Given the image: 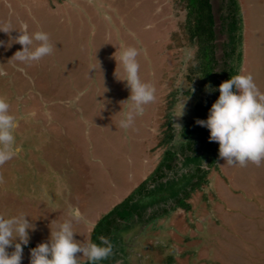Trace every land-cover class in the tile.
Wrapping results in <instances>:
<instances>
[{"label":"rangeland","instance_id":"374dc122","mask_svg":"<svg viewBox=\"0 0 264 264\" xmlns=\"http://www.w3.org/2000/svg\"><path fill=\"white\" fill-rule=\"evenodd\" d=\"M237 2L238 38L219 40L220 64L211 65L221 80L210 82L203 71L212 58L203 60L192 36L187 0H0V28L23 21L53 45L51 55L21 65L11 60L21 49L17 31H0V98L19 121L17 152L0 164V217L23 213L34 225L21 264L69 219V205L87 221L73 224L80 242L116 215L105 264H264V162H210L203 144L214 151L218 143L185 136L198 104L225 81L219 70L251 74L264 93V0ZM227 15L216 21L220 33ZM127 47L137 49L139 76L156 98L123 129L130 93L116 75L124 76ZM123 206L134 213L128 220L118 217L128 214Z\"/></svg>","mask_w":264,"mask_h":264},{"label":"clouds","instance_id":"9594fccd","mask_svg":"<svg viewBox=\"0 0 264 264\" xmlns=\"http://www.w3.org/2000/svg\"><path fill=\"white\" fill-rule=\"evenodd\" d=\"M11 30L18 33L13 43L21 45L11 60L30 65L52 54L53 45L47 32H30L29 25L23 21L18 28H0L6 33ZM0 46H4V41H0ZM137 56L138 51L134 47L122 49L119 56L124 76L116 77L126 82L130 93L124 101L130 102V109L119 121L123 129L129 128L134 117L142 114L144 106L153 103L156 98L154 87L142 82L139 76ZM3 75L6 73L0 71V76ZM210 90L218 91L219 96L209 108L207 118H197L195 123L209 130V142L218 143V157L225 164L245 166L253 163L259 166L264 162V93L259 91L251 74L231 76L218 88ZM9 108L7 100L0 98V164L10 160L17 152L14 131L19 121L10 114ZM28 115L35 116V112ZM67 215L69 219L59 223L55 231L51 230L46 242L30 249L29 264H78L77 253L86 257L88 264H97L109 257L112 245L106 237H99V244L80 242L74 238V222L87 223L80 209L69 205ZM28 218L23 213L0 217V264H21L24 246L29 244V232L34 228ZM11 246L14 250L9 253Z\"/></svg>","mask_w":264,"mask_h":264},{"label":"trees","instance_id":"16d2710c","mask_svg":"<svg viewBox=\"0 0 264 264\" xmlns=\"http://www.w3.org/2000/svg\"><path fill=\"white\" fill-rule=\"evenodd\" d=\"M187 2L191 9V13L194 15V18L196 19L195 25H194L195 30L193 31L194 33H192V36L194 39H198L199 48L202 52H204L203 60L209 61V58H212L211 62L210 61L206 62V65L208 67L210 66L211 67L203 71L204 73L203 76L204 77L206 76L210 80V82H213V80L220 81L221 79L220 80L216 79L217 77L216 72L214 73V68L216 69L217 65L220 64L219 61H217L216 46H218L219 40L222 37L227 38L230 34L232 38L230 45L231 43H234L235 39L238 38V34L235 33L238 30V22L236 20V17H238V15L239 16L241 15L237 8L238 2L237 0H217V1L215 0H187ZM216 6H217V10L215 9ZM224 11H226L229 14L227 15V18H229V21L227 19V23L223 22L224 26L226 25V29L220 33L219 28H217V30L215 29V24L217 23L216 21L219 20L220 14H222V12ZM216 14H217V17H216ZM231 31L233 34L231 33ZM216 40H217V44L215 43ZM223 46H227V44L225 43ZM235 51H237V48L233 47L232 54H235L236 53ZM213 61H217V62H214V68L211 65ZM219 71L220 72L218 74V77L219 78L223 77L225 81L230 79V77L233 76L234 74H236V72H229L228 69H226V71L225 70H219ZM212 84L213 83H211L210 85ZM207 95L208 96L203 100L204 102L201 101V103H199L197 108L194 110L196 113V116L194 120L192 121L191 125L189 126V129L187 128L188 131L186 132L185 136L186 137L190 136L191 141L189 143H192V145H194V143L198 141H202L203 143H205V137H209V130L195 123V120L197 118L199 119L207 118L209 108L219 96V94H217L216 96L212 95L211 91H209ZM192 145H190V148L192 147ZM218 147L219 145H217V148L214 151H212L211 143L210 145L203 144V148L207 149L204 151L210 153L211 156L213 157V158L211 157L213 161L210 158V162H215L216 156H218ZM122 209L126 210L127 206H123ZM123 210H119V213H124ZM126 211L128 214H125L126 215L125 217L124 216H118V217H122L123 219L125 218L128 220V216H130L131 213L132 215L134 214L128 209ZM110 216L107 217V219L100 221L96 225L93 231V235H92V239H93L92 242L99 244L100 243L99 237L103 236V237H106L110 241L111 245L113 244V242L115 241V237L117 236V233L120 231L121 225L118 224L116 219H113V216H116L114 213L111 217ZM108 219L109 221L112 220L115 222V224L112 226V229L110 228L111 225L109 224ZM106 261H107V258L102 261L97 262V264H105Z\"/></svg>","mask_w":264,"mask_h":264},{"label":"crops","instance_id":"0c3cea01","mask_svg":"<svg viewBox=\"0 0 264 264\" xmlns=\"http://www.w3.org/2000/svg\"><path fill=\"white\" fill-rule=\"evenodd\" d=\"M72 206V205H71Z\"/></svg>","mask_w":264,"mask_h":264}]
</instances>
